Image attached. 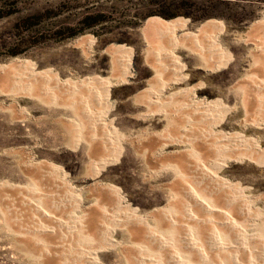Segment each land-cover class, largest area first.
<instances>
[{"label":"rangeland","instance_id":"obj_1","mask_svg":"<svg viewBox=\"0 0 264 264\" xmlns=\"http://www.w3.org/2000/svg\"><path fill=\"white\" fill-rule=\"evenodd\" d=\"M149 19L181 21L180 34L215 22L231 53L227 70L214 76L199 66L197 97L183 92L175 97L180 106L163 107L185 84L163 96V53L158 60L153 53L163 52V44L149 39L162 35L145 33ZM257 22L264 23V0H0V264H176L175 256L180 264H230L235 257L233 264H243L247 252L210 249L208 230L189 224L198 254L181 241L182 224H167L163 215L182 214L181 184L207 183L195 179L192 162L235 184L259 214L243 222L253 237L245 246L252 264H264V161L238 162L240 149L219 139L241 134L264 148V129L250 124L264 120V90L257 87L264 80V36ZM87 38L90 51L81 45ZM112 46L125 51L129 76L108 51ZM204 54L184 58L206 61ZM15 60L61 82L86 80L88 99L47 94L42 82L5 68ZM219 95L229 106L208 99ZM198 101L213 105L215 122L213 111L197 110ZM219 159L226 163L217 170ZM216 230L219 241L237 246Z\"/></svg>","mask_w":264,"mask_h":264},{"label":"bare ground","instance_id":"obj_2","mask_svg":"<svg viewBox=\"0 0 264 264\" xmlns=\"http://www.w3.org/2000/svg\"><path fill=\"white\" fill-rule=\"evenodd\" d=\"M145 25H146V28H145L146 30H149V31L154 30L156 32L159 31L161 34L169 33V32L176 30L177 28L182 27V23L180 21L164 23V22H161V21L156 20V19H149ZM254 25L255 26H253V27L257 28V31L259 33H261V36H264V23L257 22V24H254ZM214 31H216V32L219 31V27H218V25H216L215 22H207L202 27V35H203V33H206V34L208 33V35H209V33L211 34ZM197 37H199V36L185 35L184 39H186V40L189 39L197 48H199V50H201L202 47L200 48V46H199L200 41H199V38H197ZM207 40L210 42L209 43V45H210L209 49H212V50L215 49L216 50L215 45L213 44L212 36L210 39H207ZM92 44H93V42H92L91 38L81 40V45H85V47L88 51L91 50ZM108 51L113 55L114 59L118 63L117 65H119L123 76L125 77L126 75H128V70H127V66H126L125 51L119 46H112L108 49ZM164 56L167 57L168 59H166V58L165 59L168 60L170 63H172V66L176 70H178L177 60H175L173 58V56L167 51L164 53ZM5 68L12 69V70L18 69V71L20 70L21 71L20 73H23L24 78L27 80H31L33 83H37V82L39 83V81H40V83L42 82L44 85V88H45V92L49 95L52 94L53 92L59 91V92L63 93L64 95H68V98L69 97H76V99L79 98L80 100H82V99L87 98V93L90 92V90H89L90 88H88L89 86H88V84H87L88 82L86 80H81L80 82L74 83V84L61 82V81H58V80H56L50 76H47L46 74H44L42 72L33 71L32 65H30L27 61L24 62V61L15 60L13 62H10L8 65H6ZM262 76H264V71H263ZM94 83L96 84V86L100 84L99 86L101 89L104 87V84L100 80H95ZM257 87L264 90V80H262L260 85ZM85 100H82V101H85ZM97 101H99V102H96L99 105L103 103L101 100H99V98ZM194 103L196 104L197 110L199 109L201 112H204V111L208 112L209 110L213 111V113L210 116L215 122L214 117L216 115V111H215V108L213 107L212 104H205L202 101H198V102H194ZM253 104H252V106H254V108H261L262 107L261 104H258V103L256 105H253ZM82 106H84V109H83L84 115L90 116L89 115L90 113L88 111L89 109L85 108L86 105L83 104ZM247 107H249V106H247ZM207 112H205V113H207ZM95 118H96V116H95ZM98 122L99 121H97V123ZM250 124L256 126L259 129H264V120L259 121V122H255L254 124L253 123H250ZM245 125H247L246 122H244V126ZM219 135H220L219 139L227 141V142H231V144L233 146L240 149L241 156L236 158V161L240 162L243 160L242 158H247V159H249L255 163H262L264 161V148L262 149L258 145L256 138L255 139L254 138H247L241 134L240 135L239 134L238 135H232V134L220 133ZM105 160H108V159L104 158L100 161L103 162ZM225 160L226 159H219L218 161H215L214 168L219 170L221 166L225 165V163H226ZM101 162H99L97 165L94 166V168H93L94 171L99 166V164ZM192 163H194V165L192 166V168H193L192 170H194V172L196 173V176H197L195 179H198V181H199V179H201V181L204 180L207 183H204V184H202V183H200V184L199 183H195V184L183 183V184H181V186H180L181 191L179 190L180 199H176V200H178L181 204L179 212L182 214L177 215L178 214V212H177L175 217L169 216L168 214L163 215V216H165L164 218H165L167 224L173 225L175 227L176 226L175 224L178 225L180 223V224H182L181 227H183V226L185 227V230L187 231V233H184L183 237H181V239H182L181 241L184 243L186 248L188 250H190L191 252H197L198 254H203L202 253L203 251H201L202 248L194 240L195 238L194 239L192 238V234H191L190 229H189V224L193 225L196 228H199L202 231L203 230L209 231L208 233L205 232L206 236L204 237V240H205V243L208 246H210L209 247L210 249L216 250V252H217V251H223V250L224 251L225 250L231 251V249H230L231 247L233 249L236 248L237 250H240L242 252H247L246 260H244V263L245 264H252L250 254L248 253L247 247L245 245L247 243V240L251 239L253 237H250L249 235L247 236L245 234L244 228H245V226L247 227L249 225L246 224L244 226L243 222L247 221L248 218L251 219L252 215H254V217H257L259 214L256 212V210L252 211L250 204L247 202L248 199L244 198V195L242 194V190L237 189L235 184L230 183L228 180L216 175V172L207 170L202 165H199V164L197 165V164H195V162H192ZM45 169H47L48 171H52L54 173L58 172V170L56 168H54L50 165H46ZM115 195L116 194L114 193L113 197L116 199L117 197H115ZM119 200L117 202H119ZM75 201L79 202L78 198ZM172 204L174 206V203H172ZM32 206H35L38 209V211H40V213H43L45 215L46 218L49 215L44 210H41L42 207L40 208L39 206H37L33 203H32ZM34 209H33V211H34ZM177 209H178V207H177ZM56 222L57 223H55V224L57 226L63 227L64 222H62L61 220H57ZM74 226L75 225H73V227ZM219 226H220V229L225 230V232L228 235H231L233 237V241L237 244V246H232V245H229V243L221 242L223 240L219 241V239L217 237V230H216L217 227H219ZM70 227H72V226L70 225L69 228ZM106 232H107V230H106ZM232 237H230L231 238L230 241H232ZM255 239H257V238H255ZM225 241H227V240H225ZM164 242L165 241L163 239V244H164ZM255 243H256V241H255ZM190 251H188V252H190ZM259 253H260V251H259ZM243 254H245V253H243ZM260 254H262L264 257V248H262V251ZM174 255H176V254H174ZM91 260H92V263H95V257L94 256L91 257ZM174 261H176L175 262L176 264H180L181 260L175 256L173 258V262ZM238 261L239 260H237L236 257L234 259L232 258L230 264L238 263ZM217 264H220V263H217Z\"/></svg>","mask_w":264,"mask_h":264},{"label":"crops","instance_id":"obj_3","mask_svg":"<svg viewBox=\"0 0 264 264\" xmlns=\"http://www.w3.org/2000/svg\"><path fill=\"white\" fill-rule=\"evenodd\" d=\"M176 21H178V20H175L172 22H176ZM164 22H166V21H164ZM181 23H182V27L177 28L176 30H174L172 32L163 33V34H161L159 32L162 36H160L159 34H153L156 36L149 35V39L157 38L159 40L157 42L152 40L154 46H160V44H163V52H162L163 57H160V58H163V78H160V80L163 81V96H164V93L166 92V90L170 89L171 85H181V84L184 85L185 84V87H183L180 92H176V93L172 92V94H170V97L171 98L173 97V99L170 98L169 100H163V107L164 106L165 107H178V106H180L178 104V101H176L177 99L175 97H177L178 95L183 96L182 94H180L183 92L184 93L188 92L189 93L188 95L190 97H197L196 93L201 89V85H200V81L197 79L198 77L195 76L196 73H194V71L201 69V67H199V66H202V68L205 69L204 71H206L208 73V75L213 74L214 76H216L217 73L221 74L222 72L227 70V68H228V66L232 60L230 51L221 41V38H222L221 36L223 34V32L221 30H223V29H220L217 32L214 31L211 34L209 33V35L207 33L203 36L201 34L202 33V27H203L202 26L200 28V30L197 31L200 33L196 34V33L187 32L186 34H180L179 32L185 29V27L183 26L184 23L183 22H181ZM185 26H186V24H185ZM222 27H223V25H222ZM148 31L149 30H147L145 33L147 34V33L151 32V30L149 32ZM152 31L154 32V30H152ZM185 35L199 36L197 38H199V41H200L199 46H200V48L202 47L201 50H199V48H197L189 39L188 40L184 39ZM211 36L213 38V44L215 45L216 50L215 49L214 50L209 49V46H210L209 43L210 42L207 39H210ZM161 38L163 40H161ZM155 42H156V44H155ZM166 51L169 52L173 56V58L179 62L178 63L180 66L179 70H176L172 66V63H170L168 60H166V59H168L167 57L164 56V53ZM204 52L209 55V57L207 58L206 61L204 60V57H203L204 61L201 60V61H198L195 63H191V62H187L186 59L184 58V57L192 58L196 55H198V56L205 55ZM153 53L157 54V57H156L157 60L159 59L158 55L162 54L159 52H153ZM180 53H183L182 56ZM128 59H129V55H128ZM182 65L184 68H182ZM154 75H156V74H154ZM152 77L148 78L146 80L147 86L151 85L150 83L148 84V81L151 80ZM133 80H135V79H133ZM133 80L131 81V83L135 84L137 79L135 81H133ZM160 80L157 79L156 82H159V83L162 82ZM188 82H191V83L189 84ZM215 82H216V80L213 81V85L211 83V86H213V89L215 86V84H214ZM109 87L110 86H108V88ZM151 93H156V92L152 91ZM203 98H205V96H203ZM208 99H210V101H212V102L217 101L223 107L229 106L228 104L225 103L226 102L224 100L225 98L223 99V97L220 95L215 96L212 99L211 98H208ZM216 106L218 107L219 105H216ZM231 106H235V105H231Z\"/></svg>","mask_w":264,"mask_h":264}]
</instances>
